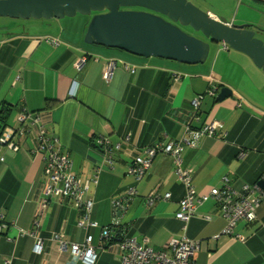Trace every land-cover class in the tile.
<instances>
[{
	"label": "crops",
	"instance_id": "crops-1",
	"mask_svg": "<svg viewBox=\"0 0 264 264\" xmlns=\"http://www.w3.org/2000/svg\"><path fill=\"white\" fill-rule=\"evenodd\" d=\"M66 19L0 18V109L10 107L7 126H19L23 109L41 116L29 132L16 136L18 150L0 145V216L8 224L0 232V264H84L60 250L56 233L68 244L91 234L96 264H121L115 245L104 247L100 240L101 229L115 222L133 226L134 235L148 237L155 249L183 235L198 240L194 264H264V199L256 220H240L235 236L222 233L226 219L212 200L198 207L184 230L176 212L185 188L172 158L158 154L139 180L127 173L146 145L180 139L186 123L199 127L219 120L215 136L200 137L182 153L197 193L222 187L225 177L237 189L257 184L264 173L262 70L223 44L197 64L88 45V18ZM106 58L118 62L110 81L103 77ZM212 84L229 87L232 97L216 102V96H205L195 115L193 98ZM42 130L57 140L60 152L69 153L80 183L87 184L96 227L78 226L81 212L72 199L46 196L44 154L36 151ZM100 135L119 145L113 167L103 163ZM131 186L137 193L116 214L114 202ZM166 192L170 199L146 206L147 196ZM20 229L44 237L41 254L34 252V238L20 235Z\"/></svg>",
	"mask_w": 264,
	"mask_h": 264
},
{
	"label": "built area",
	"instance_id": "built-area-1",
	"mask_svg": "<svg viewBox=\"0 0 264 264\" xmlns=\"http://www.w3.org/2000/svg\"><path fill=\"white\" fill-rule=\"evenodd\" d=\"M117 63V60L106 58L103 72L105 81H110ZM81 64L82 62H79L77 66L81 67ZM131 70L134 71V67H131ZM217 89L218 86L212 84L205 93L198 94L193 98L192 107L195 115L199 112L205 96H214ZM40 120V114L23 109L19 116L18 127L6 126L2 130L0 145H4L9 150H18L20 146L16 141V136L29 132L32 125L40 123ZM221 126L222 123L219 120L209 121L199 127H193L191 124L186 123L184 134L180 139L164 140L162 138L157 143L146 145L142 148V155L136 156L134 161L128 166L127 173L139 180L151 166L155 156L164 154L172 158L177 178L185 188L184 196L179 201V207L176 212V217L183 222L182 227L184 230L187 228L188 221L197 212L198 207L204 202L212 200L220 214L226 219V225L222 233L234 235V229L240 220L246 222L256 220V210L264 199V189L258 184H245L240 189H237L230 184L226 177L223 179L222 187H212L205 194L197 193L192 182V166H183L182 153L186 146H196L200 137L215 136ZM41 133L36 151L44 154L45 174L48 179L45 185L46 196L56 194L59 197L72 199L81 212L77 222L78 226L84 230L96 227L97 223L92 220L93 202L85 198L88 186L80 183L73 169V162L69 153L60 152L55 146L57 140L54 137L45 136L44 130ZM97 144L103 149V163L106 162L113 167L114 148L118 149L119 145L111 146L108 137L104 135L99 136ZM261 180H264V173ZM136 193L137 188L135 186L129 187L124 197L114 202V212L117 214L124 211L127 207V201L133 199ZM171 195L170 192H166L163 196L150 194L146 197V206L151 207L157 199L168 200ZM43 200V206L46 207V199ZM206 217L209 218V216ZM111 225L118 226L121 224L115 222ZM7 226L8 224L4 221L3 216H0V232ZM36 231L20 229L19 234L33 237L34 252L41 254L44 250L45 239ZM109 234L110 230L108 226H105L101 229L100 240L106 243ZM54 238L58 241L60 250L66 251L68 249L74 260H80L84 264L96 263L97 250L93 244L94 238L91 234H87L82 243L71 242L68 244L67 241L63 240L61 233H56ZM112 245H115L114 252L118 255L121 264H194L200 249V242L190 239L186 235L179 238H171L160 249L150 246L149 238L146 236L123 237L110 244V246Z\"/></svg>",
	"mask_w": 264,
	"mask_h": 264
},
{
	"label": "water",
	"instance_id": "water-1",
	"mask_svg": "<svg viewBox=\"0 0 264 264\" xmlns=\"http://www.w3.org/2000/svg\"><path fill=\"white\" fill-rule=\"evenodd\" d=\"M78 14L88 18L84 33L88 45L197 64L207 60L211 43L216 42L247 55L264 73V40L254 30L217 18L188 0H0V17L64 19ZM232 95L223 86L214 96L221 102ZM257 184L264 189V180Z\"/></svg>",
	"mask_w": 264,
	"mask_h": 264
},
{
	"label": "rangeland",
	"instance_id": "rangeland-1",
	"mask_svg": "<svg viewBox=\"0 0 264 264\" xmlns=\"http://www.w3.org/2000/svg\"><path fill=\"white\" fill-rule=\"evenodd\" d=\"M203 11L210 12L219 18H226L228 21L243 22L246 21L262 28V32L258 37L264 40V1L262 0H188ZM79 18L83 15H76ZM75 16V17H76ZM71 17V18H75ZM85 18L87 16H84ZM7 18V17H0ZM70 19L69 17H65ZM66 19V20H68ZM195 36L199 33L194 30L187 29ZM222 43H211V54H215ZM232 50V49H229ZM235 51V50H234ZM263 72V71H262Z\"/></svg>",
	"mask_w": 264,
	"mask_h": 264
},
{
	"label": "trees",
	"instance_id": "trees-1",
	"mask_svg": "<svg viewBox=\"0 0 264 264\" xmlns=\"http://www.w3.org/2000/svg\"><path fill=\"white\" fill-rule=\"evenodd\" d=\"M9 110H10L9 106H7V105L1 106V109H0V134H1L2 130L7 126L6 120H7ZM182 226H183V222H182ZM108 228L110 230V234L106 240V243H104V247H110V244H112L114 241H116L120 238L135 236L134 233L132 232L133 226H131L129 224L118 225V226L117 225L112 226L110 224V225H108ZM95 247L97 250V246H95ZM97 256H98V253H97Z\"/></svg>",
	"mask_w": 264,
	"mask_h": 264
},
{
	"label": "flooded vegetation",
	"instance_id": "flooded-vegetation-1",
	"mask_svg": "<svg viewBox=\"0 0 264 264\" xmlns=\"http://www.w3.org/2000/svg\"><path fill=\"white\" fill-rule=\"evenodd\" d=\"M132 9H142V8H132ZM177 24H179V23H177ZM232 24H238V25L245 24L248 29H251V30H254L255 31V35L257 37H258V34H260L263 31L262 28L258 27L257 25L248 23L246 21H243V22L232 21ZM182 29L185 30V31H187V29L192 30L189 26H186V27H183L182 26ZM187 32L190 33L189 31H187ZM190 34H192V33H190ZM198 37L203 38V36L200 33H199V36Z\"/></svg>",
	"mask_w": 264,
	"mask_h": 264
},
{
	"label": "clouds",
	"instance_id": "clouds-1",
	"mask_svg": "<svg viewBox=\"0 0 264 264\" xmlns=\"http://www.w3.org/2000/svg\"><path fill=\"white\" fill-rule=\"evenodd\" d=\"M212 15H214V14H212ZM215 17H217L216 15H214ZM218 18V17H217ZM231 22V21H230ZM231 24V23H230Z\"/></svg>",
	"mask_w": 264,
	"mask_h": 264
}]
</instances>
